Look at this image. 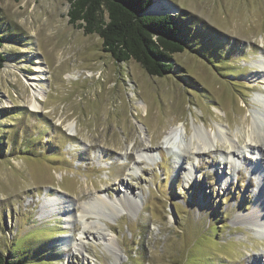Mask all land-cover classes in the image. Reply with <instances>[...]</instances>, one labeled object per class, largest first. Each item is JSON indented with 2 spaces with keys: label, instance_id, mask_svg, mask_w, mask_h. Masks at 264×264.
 I'll list each match as a JSON object with an SVG mask.
<instances>
[{
  "label": "rangeland",
  "instance_id": "374dc122",
  "mask_svg": "<svg viewBox=\"0 0 264 264\" xmlns=\"http://www.w3.org/2000/svg\"><path fill=\"white\" fill-rule=\"evenodd\" d=\"M155 4L190 29L191 46L162 78L132 60L115 62L96 35L69 25L68 0H0L3 258L264 264V165L257 161L264 150L247 139L261 132L254 139L264 144V0ZM37 65L46 67L39 82L32 80ZM35 87L43 89L39 111L30 107ZM179 123L184 142L195 131L211 142L200 153L173 147L185 151L176 157L162 138ZM122 183L128 201L119 204ZM88 212V232L111 229L115 257L89 236L88 255L62 249L61 240L78 238V218Z\"/></svg>",
  "mask_w": 264,
  "mask_h": 264
},
{
  "label": "trees",
  "instance_id": "16d2710c",
  "mask_svg": "<svg viewBox=\"0 0 264 264\" xmlns=\"http://www.w3.org/2000/svg\"><path fill=\"white\" fill-rule=\"evenodd\" d=\"M158 0H68V24L96 35L101 50L115 62L134 61L150 77L173 72V56L191 46L189 28L180 16L149 10ZM4 37L0 35V49ZM5 57L0 52V69ZM0 264H17L0 256Z\"/></svg>",
  "mask_w": 264,
  "mask_h": 264
},
{
  "label": "bare ground",
  "instance_id": "6f19581e",
  "mask_svg": "<svg viewBox=\"0 0 264 264\" xmlns=\"http://www.w3.org/2000/svg\"><path fill=\"white\" fill-rule=\"evenodd\" d=\"M160 6L161 5H159V4H154L151 7V9L149 10V12L150 13L158 12L159 10L162 9V8H160ZM158 7H159V9H158ZM165 11L168 12V13H174V11L171 10V9H168V10H165ZM33 72H34V77H32L33 81H38L39 82V81H42L46 77V74H45L46 73V67H44V66L43 67L40 66V65L35 66L34 69H33ZM90 74H91V72L90 73L88 72L87 76L89 77ZM31 96H32L31 97L32 102L30 104L31 109L34 110V111H39L42 108V106L40 105V101H42V99L44 98L43 89L41 87L33 88ZM66 129L68 131L75 130L74 129V124H68L66 126ZM218 130H219L218 132L222 135L224 130H222L221 128H218ZM199 132L200 131H198V132L195 131L193 134H191L190 138L188 137L189 141L187 140L188 142L186 143V142H184V140L186 139L185 136H184V135H186V127H185L184 124L179 123V125L171 126L168 129V131L165 133V135L162 138V142H163L164 146H166V149L168 151H170V152H173V154L176 157H178V156L182 157L181 155L185 154V151H181V150L180 151H173L172 150L173 147H179V149H180V147L181 148L183 147V149L187 148L188 151L195 152V153H197V152L200 153V151L202 150L201 147L206 146L207 141L211 142V139H210V137H206V136H205L206 138H204L203 134L201 132L200 133ZM256 132L251 130L250 131L251 135L247 136V139L250 141V143H253L252 147H254V144H255V148H257V147L259 149L261 148L260 152L262 153V151L264 150V144L263 145H259L258 142H256L255 139H254V138H256V139L258 138L259 139L261 137V132H259V133H256ZM226 135H227V133H226ZM223 136H225V135H223ZM226 138H228V136ZM227 141H229V140L227 139ZM231 144H229V146H231V149L234 150L236 147L231 145ZM231 149H229V150H231ZM231 153H233V155L236 154V153H234V151H232ZM228 154L230 155V153H228ZM263 156L264 155L260 156V154H259V159L257 160L259 162V164L261 163L262 165H264V157ZM224 163L228 165L230 162L228 160H225ZM123 184L124 183H122V185H120L121 188H122V192L123 193L116 198V201H118L119 204L120 203L122 204V202L124 200L128 201L127 192L129 190L126 189ZM97 200L100 201V198L97 197ZM61 203L62 204L64 203L62 205L64 207L63 211L65 212L66 217H69V215H70L69 206L70 205L65 200H63ZM88 216H89V212L86 213V214H82L80 216V218H78V221H80V224L82 226V230L78 232L79 236H78L77 239H70V240L64 239V240H61V242H59L63 246L62 249L65 250V249H68V247L71 246V247H74V251L76 253H78V254H80V253L84 254L85 253V254L88 255V253L85 250L86 243L84 241H86V237L89 236V239L91 241H93L95 244L101 245L105 252H107L111 256H114L115 255L114 251H115V247H116L117 243H116L115 236L110 232L111 229L109 230L107 225H104V227L106 229L103 228V229L99 230L98 228H96L95 231H89L88 232V226H90V225H88L86 223V220H87ZM256 260H260V257L258 259H256Z\"/></svg>",
  "mask_w": 264,
  "mask_h": 264
}]
</instances>
